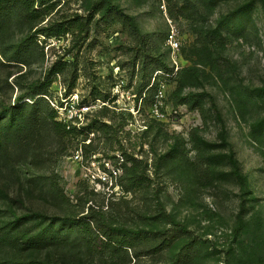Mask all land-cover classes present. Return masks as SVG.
I'll return each mask as SVG.
<instances>
[{"label":"rangeland","instance_id":"374dc122","mask_svg":"<svg viewBox=\"0 0 264 264\" xmlns=\"http://www.w3.org/2000/svg\"><path fill=\"white\" fill-rule=\"evenodd\" d=\"M254 1L202 0L191 9V0H51L29 14L0 0V107L44 92L58 64L63 73L38 96L45 100L41 113L56 112V121L81 132L61 140L46 121L32 140L1 156L0 210L179 234L167 250L140 244L128 258L92 255L65 229L60 246L34 258L123 264L126 256L130 264H172L186 248V264H264V139L253 137L254 124L264 120V6ZM109 3L135 19L144 45L130 27L102 21L99 8ZM212 28L223 32L224 48L204 44ZM172 33L180 42L175 57ZM156 70L170 77L159 75L148 90ZM158 82L166 85L162 99ZM190 95L195 100L182 104ZM25 101L31 115L32 101ZM227 145L238 173L225 156ZM125 150L148 161L149 191L127 195L118 186ZM119 200L122 213H109L110 202ZM32 255L15 238L0 247V261Z\"/></svg>","mask_w":264,"mask_h":264},{"label":"trees","instance_id":"16d2710c","mask_svg":"<svg viewBox=\"0 0 264 264\" xmlns=\"http://www.w3.org/2000/svg\"><path fill=\"white\" fill-rule=\"evenodd\" d=\"M12 7L20 6L22 11L27 13H38L35 10V6L39 5L45 6L49 1L47 0H5ZM187 3L190 0H186ZM202 0H191V9L196 7L197 3H201ZM214 1V0H213ZM216 1V0H215ZM259 1L264 6V0ZM2 4H0L1 6ZM6 5V4H4ZM102 6L99 8V13H102L101 19L104 22H109L111 19H115L118 23L125 27L131 28V34L138 36L140 38L139 44H145V38L141 34L138 24L135 19L125 13L118 5L108 4L106 10L102 12ZM98 13V12H97ZM234 17V16H233ZM232 19V17H230ZM91 21V20H89ZM37 34H41L38 30ZM57 33V32H56ZM204 44L208 46H218L224 48L225 36L221 29L212 28L204 34ZM16 60V58H12ZM12 61V60H8ZM162 67L167 68L166 62H161ZM143 69V80H146L149 75V63L146 62ZM63 67H59L55 64L51 67L47 80L42 84L41 91L35 92L27 96L26 98L20 96L17 98V104L13 106H2L0 107V157L5 156L10 152V150L21 142L25 141L28 137L33 139L35 130L46 121L50 123L52 131L61 140L68 137L76 136L77 133H81L77 126L72 124H64L63 122L56 121V112L51 115H43L41 113V108L43 100L39 95L45 94V89H48L52 80L58 75L63 73ZM158 71V70H156ZM148 87L150 83L147 84ZM74 86V84H73ZM72 86V87H73ZM155 83L148 89H152ZM158 89V83L156 84ZM141 94V92H139ZM195 95L187 96L181 100L182 104H189L191 100H195ZM25 99L32 101L30 106L32 114L27 115L26 109L29 108ZM49 106V105H48ZM50 107V106H49ZM77 120L72 118L70 123H74ZM97 122H93L91 126H95ZM90 126V127H91ZM106 126V124L104 125ZM107 127V126H106ZM34 133V134H33ZM33 134V135H32ZM253 137L256 141H261L264 139V120H261L254 124L253 126ZM29 138V140H30ZM208 147H211L206 143ZM212 150V148H210ZM225 156L229 164L238 173L240 169L239 161L236 154L232 148L227 145ZM148 161L143 158H139L133 153H129L127 150L122 152L121 163L119 169L121 171L120 182L118 186L127 195H135L140 192H147L152 186L151 179L149 176ZM192 172L198 178L202 176V168L197 163H192ZM1 193V191H0ZM5 193H2L4 199ZM121 200L112 201L108 205V209L113 214H121L123 207L120 206ZM92 214V213H91ZM106 214V213H102ZM37 222L38 226L35 229H27L26 225L31 222ZM102 222L95 223L90 218L85 217L82 219H72V218H60L55 216H48L43 213L28 212L20 214L12 208H6L5 210H0V247L5 246L11 238H15L17 242L22 244L25 250L29 251L32 256L26 259L25 262H14V261H0V264H46L47 262L38 259V254H43L45 251H50L61 244L62 239L65 236V229H72L78 234L81 241L85 244L87 251L92 255L105 253L111 254H122L126 253L129 258L128 251L134 249L140 244H153L155 249L154 252H160L169 249L177 240L179 234H172L170 230L168 231H156L150 232L142 229L131 230L125 227H119L114 225L112 222ZM68 227V228H67ZM67 231V230H66ZM175 231V230H171ZM178 231V230H177ZM190 254L189 250L186 248L183 250L182 254L175 256L172 264H186V259ZM123 264H130L126 259L122 260Z\"/></svg>","mask_w":264,"mask_h":264},{"label":"built area","instance_id":"2783aa9c","mask_svg":"<svg viewBox=\"0 0 264 264\" xmlns=\"http://www.w3.org/2000/svg\"><path fill=\"white\" fill-rule=\"evenodd\" d=\"M168 44L170 46V49L173 52L172 53L173 57L177 56V53L180 51V42H179L178 38L176 37L175 33H172V35L169 36ZM159 75H164L166 77H170V74H164L161 71H157L154 74V78H153V82H152L151 86L156 82V78ZM165 89H166V85L163 82H158V89H157V97L158 98L162 99L165 97Z\"/></svg>","mask_w":264,"mask_h":264}]
</instances>
